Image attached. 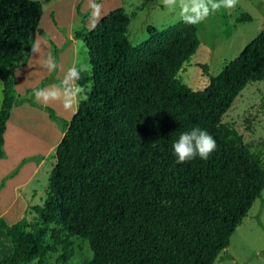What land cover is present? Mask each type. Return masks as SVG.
Listing matches in <instances>:
<instances>
[{"label": "trees", "instance_id": "trees-1", "mask_svg": "<svg viewBox=\"0 0 264 264\" xmlns=\"http://www.w3.org/2000/svg\"><path fill=\"white\" fill-rule=\"evenodd\" d=\"M81 3L75 11L86 20ZM40 16L35 0H0V159L13 106L28 102L59 121L30 97L54 78L42 80L29 98L15 95L13 70L23 66L36 36L45 35ZM126 21L117 8L73 37L86 48L89 67L80 83L90 91L71 120L61 121L48 198L33 207L54 231L50 243L59 253L52 264H68L74 239L92 253L83 264H212L264 189V165L220 123L248 84L264 83V30L194 91L178 72L198 49L195 25H148L147 39L132 45L123 32ZM194 127L212 135L217 148L207 160L177 163L172 144ZM27 227L25 217L12 224L0 217L12 248L0 264L40 258L24 243Z\"/></svg>", "mask_w": 264, "mask_h": 264}, {"label": "rangeland", "instance_id": "rangeland-1", "mask_svg": "<svg viewBox=\"0 0 264 264\" xmlns=\"http://www.w3.org/2000/svg\"><path fill=\"white\" fill-rule=\"evenodd\" d=\"M35 1L41 6L39 27L43 29L45 35H38L35 39V43L40 44L41 53L23 55V67L19 66L13 71L19 91H24V87L37 86L46 77L54 78L53 82H47V84L59 83L64 72L73 64L84 65L87 69L89 67L84 44L81 40L73 38L83 26L91 28L88 0H82L80 8L89 16L86 20H82L81 16L78 17L75 11V5L80 0ZM144 1L97 0L101 5L102 18L114 9H123L127 18L123 32L132 45L147 39L148 25L164 29L181 20L179 12L166 8L162 0H149L147 4H144ZM240 15H248L251 20L237 23L236 18ZM195 27L200 43L195 54L178 72V80L192 90L198 91L207 85L209 75H217L246 44L264 30V0H239L234 9L221 8ZM50 41L56 48V61L59 65L58 71L53 72H48L43 67V59L47 53L50 51L53 55ZM26 97L29 98V96ZM36 103L41 104L38 101ZM45 106L53 109L59 121L51 120L46 111L36 108L37 114L34 115L33 122L37 129H33L32 126L24 128L31 140V146L44 148L42 144L46 143L48 146L52 138L53 154L38 169L36 176L24 183L29 171V165H26L21 174L16 177L17 179L6 183L5 194L0 196V212H3L0 217L7 224L14 223L22 217H26L28 221L24 243L41 255L31 264H52L59 253L58 248H54V245L50 243L54 231L45 217L39 215V211H34L33 207L45 205L48 198L49 175L55 163V147L63 135L61 121L69 122L73 117V114L65 112L59 104ZM220 123L229 126L241 136L250 153L264 165L263 82L248 84L222 115ZM51 129L53 134L50 132ZM31 160L32 164H37L36 160ZM6 174L7 171H3V177L0 175V184ZM20 180L22 181L19 182ZM11 197L15 200H11ZM6 247L8 246L4 249L3 244H0V258L2 254H7ZM71 248L74 254L68 264H83L92 256L88 244L81 239L72 240ZM212 264H264V189L261 197L252 203L247 216L236 227L228 247L220 252Z\"/></svg>", "mask_w": 264, "mask_h": 264}, {"label": "clouds", "instance_id": "clouds-1", "mask_svg": "<svg viewBox=\"0 0 264 264\" xmlns=\"http://www.w3.org/2000/svg\"><path fill=\"white\" fill-rule=\"evenodd\" d=\"M163 5L179 12L180 19L187 25H197L205 21L210 14L221 8L234 9L239 0H162ZM91 11L89 20L95 28L102 18L101 5L97 0H88ZM32 54H40L39 43L31 46ZM43 67L48 72L56 71L59 65L56 58L49 51L43 59ZM88 71L84 65L73 64L64 72L59 83L34 90L35 99L43 105L59 104L67 113L75 114L82 102L88 99L90 89L80 83L83 74ZM217 144L212 135L200 127L180 134L172 144V152L177 163L190 162L197 157L207 160L216 150Z\"/></svg>", "mask_w": 264, "mask_h": 264}, {"label": "crops", "instance_id": "crops-1", "mask_svg": "<svg viewBox=\"0 0 264 264\" xmlns=\"http://www.w3.org/2000/svg\"><path fill=\"white\" fill-rule=\"evenodd\" d=\"M22 67L23 66H21V68ZM58 74L59 72L56 73L55 78H57ZM49 85L50 84H47L44 87H47ZM34 87L35 86L26 87V88L24 87L25 89L24 91H19L17 90V81H16L14 87L15 95L17 97L30 96L32 94L31 91ZM2 90L3 87H2V83L0 82V105L2 102ZM30 97L33 102L35 103L37 102L34 97V93ZM39 105L45 106L43 104H39ZM36 108L38 107L30 105L28 102H22L21 104L13 106L9 112V116L6 121V129L3 134V139H4L3 149L5 152V157L3 159H0V173H2L0 175L1 177H3L2 176L3 171H7V174L2 179L3 181L2 183L4 184L3 185L2 183L0 184V196L5 194L6 183L10 182L11 180L17 179L16 177H18L21 174L23 168H25L26 165H29V171L28 174L25 176L26 179L24 180V183L25 181L29 182L33 176H36L38 169H40L46 163L45 160H48V158L53 154L54 147H53L52 138H50L51 141L48 146L46 145V143L42 144L44 145V148L35 145L31 146V140H29L27 131L24 128L25 126L28 127L32 126L33 129L34 128L37 129L35 123L33 122L34 115L37 114L36 113L37 111L35 110ZM50 132L52 134L54 133L52 132V129L50 130ZM39 141L42 142L41 139H39ZM31 159L36 160L37 164L34 163L32 164L33 161ZM8 176L9 178H6ZM22 180H20L19 182H21ZM11 200H15V198L11 197ZM2 214L3 212L1 211L0 215ZM7 239L8 237L6 236L4 231L0 230V244H3L4 249L5 246H8L6 247V252L8 254L11 252L12 248L11 245H9L10 244L9 239L8 240ZM2 255L4 256L6 254H2Z\"/></svg>", "mask_w": 264, "mask_h": 264}]
</instances>
